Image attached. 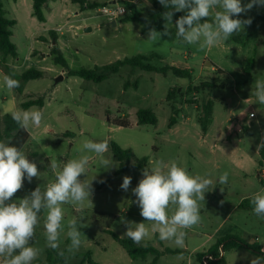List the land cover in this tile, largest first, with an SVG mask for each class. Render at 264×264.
<instances>
[{"label": "rangeland", "instance_id": "obj_1", "mask_svg": "<svg viewBox=\"0 0 264 264\" xmlns=\"http://www.w3.org/2000/svg\"><path fill=\"white\" fill-rule=\"evenodd\" d=\"M2 1L6 17L17 22L12 41L18 47V57H10L8 63L21 73L29 69L44 72L41 79L30 81L20 95L5 86L0 67V117L25 110L21 105L26 101H44L43 107L29 108L42 111L43 119L39 127L27 129L30 140L22 149L36 163L40 176L31 183L25 179L12 200L18 201L36 187L43 189L54 181L59 169H51L50 161L57 160L62 167L63 162L82 154L91 157L87 179L94 177L93 207L77 209L70 204L62 205L60 248L65 250L70 264L84 260L88 264L89 258L98 264H151L153 260L152 256L132 260L109 234L111 231L127 238L122 237L127 230L126 224L120 222L122 218L145 222L151 228L140 215L132 192L143 178L142 170L132 168L116 176L120 162L114 156L112 143L131 149L138 159L147 158L148 166L150 161L167 164L174 160L191 175L207 174L213 181L205 201L200 202L201 222L185 230L183 247L160 240L158 233L140 242L162 251L166 248L183 251L179 255L165 254L161 264H199L198 253L229 236L264 247V218L254 213L251 203L252 197L264 189V165L259 167V146L264 142V104L253 94L254 81L264 80V22L259 21L264 18V7H253L247 14L234 17L252 18V23L228 41L200 51L198 45L178 41L175 27L169 29L170 37L150 42L146 40L148 31L143 32L137 22L125 23L120 18L112 26L100 13L101 7L81 11L71 0L50 1V9L45 10L46 22L42 23L33 17V0ZM90 1L107 6L123 5L122 0ZM137 1L145 17L157 12L158 0ZM248 2L242 0V4ZM177 19L173 16V25ZM87 27L92 30L80 32ZM50 31L57 36V42ZM163 31L164 27L158 32ZM54 47L61 50L72 71L92 70L126 58L154 56L151 61L154 67L188 69L192 79L178 78L172 72L164 75L126 66L118 74L95 83L70 76L64 67L57 65L51 55ZM208 105L212 112L204 129L202 120ZM140 109L152 110L157 125H139ZM118 119H126L130 126L118 127L115 124ZM86 140H106L109 149L104 156L113 160L114 167L100 168V157L83 152ZM224 172H228L227 183L219 184V176ZM124 176L132 178L128 191L120 187ZM80 179L86 177L82 175ZM44 217L45 213L41 212L33 240V246L41 249L36 260L41 261L52 250L46 246ZM73 217L83 218L81 223L85 227L79 230L85 236L81 247L68 253L67 222ZM251 253L239 248L227 250L224 255L227 264H250L251 259L259 257Z\"/></svg>", "mask_w": 264, "mask_h": 264}, {"label": "clouds", "instance_id": "obj_2", "mask_svg": "<svg viewBox=\"0 0 264 264\" xmlns=\"http://www.w3.org/2000/svg\"><path fill=\"white\" fill-rule=\"evenodd\" d=\"M166 9L162 16L165 21L164 31L158 32L149 28L146 40L158 42L163 36H171L170 28L175 27V38L189 45H198L200 51L210 49L221 42H226L238 35L244 26H250L252 18L240 19L241 14H247L253 7H264V0H158ZM185 12L173 25V16L177 12ZM203 20V22H202ZM5 86L11 90L20 87V81L11 75H4ZM254 95L260 104H264V80L254 81ZM254 115V113H253ZM12 119L24 130L39 127L43 113L37 109L20 110L12 113ZM109 145L106 140H86L82 151L100 157V168L111 169L113 160L104 154ZM91 157L82 154L78 158L63 162L62 167L57 160L50 161V168L55 172L53 182L40 186L29 195L18 201L12 197L23 187L24 180L31 183L39 178L40 172L36 163L30 161L27 155L18 147L0 141V257L3 264H33L41 252L33 246L36 227L41 212L44 217V236L46 246L56 250L61 257L65 250L60 248V232L63 230L64 210L62 205L70 204L77 209L86 205L93 207L94 189L92 181L87 179ZM84 175L86 179L81 180ZM142 179L132 189L136 197L134 201L140 208V215L149 222L135 223L123 218L127 230L122 237H127L133 243L139 244L151 234L158 233L160 240L171 241L177 247H183L186 229L201 222L200 202L205 201V194L212 188L213 181L205 175H191L186 167L176 161L165 164L163 161L149 162L142 170ZM132 178L123 177L121 189L128 191ZM228 172L219 176L218 183L225 184ZM99 182H103L102 180ZM222 191V190H221ZM254 213L264 218V189L256 193L252 199ZM83 218L73 217L67 222V237L70 243L66 251L74 253L82 245L79 229L85 227ZM250 264H264V257L251 259Z\"/></svg>", "mask_w": 264, "mask_h": 264}, {"label": "trees", "instance_id": "obj_3", "mask_svg": "<svg viewBox=\"0 0 264 264\" xmlns=\"http://www.w3.org/2000/svg\"><path fill=\"white\" fill-rule=\"evenodd\" d=\"M50 1H59V0H33V17L37 18L40 22H46L45 10L49 9ZM73 3L78 4L81 8V11L85 10H93L99 7H103L106 5H101L97 2H92L90 0H71ZM123 6L126 7L127 13L124 17H122V22H137L142 25L143 32H147L149 28H155L156 31H160L164 27V19L162 14L165 11L171 10L166 9L162 5L157 7V12L150 17H145L138 6L127 0H122ZM174 16L176 18L180 17L179 12L175 13ZM259 21L264 22V18H260ZM17 25L16 20L8 19L6 17V10L4 8L3 1L0 0V67L4 73V75H11L14 79L20 81V87L15 88L14 90L18 94H23L26 88V85L32 81L41 79L44 76V72L37 69H29L25 72H19L15 67L11 66L8 61L9 58H17L18 57V47L12 41L13 36V28ZM50 34L53 36L54 42H57V36L53 31H50ZM51 55L54 56V62L57 65H61L66 69L70 76H77L83 78L88 81H93L95 83H101L105 81L109 76L118 74L122 68L129 66L132 69H140L146 72L157 71L161 74L167 75L168 72H172L174 76L183 79H192V73L188 69H181L175 66H166L163 68H156L151 65V61L154 59V56L144 57L137 56L132 58H126L124 60H118L115 63L105 65L102 67H96L92 70H80V71H72L69 70L67 61L63 56L61 50L57 47H54ZM251 67V66H250ZM219 73L222 74V70H218ZM172 92L170 93V96ZM44 106V101L42 99L38 100H29L22 103V108L27 110L32 106ZM211 107L208 105L205 107V116L203 118L202 127L205 129L207 125V120L211 116ZM138 124L139 125H152L155 126L158 123V119L155 113L150 109H140L137 112ZM118 127H128L130 126L129 121L126 119H118L115 123ZM30 140V132L28 130L21 129L17 123L12 119V114H6L0 117V141L5 143H9L18 147L19 149H23L24 146ZM112 151L114 153L115 158L120 162L119 169L116 171L115 175H120L122 173L127 172L132 168H136L138 170H143L144 167L148 166V159L142 158L138 159L134 152L131 149H123L117 143H112ZM260 162L259 167L262 168L264 165V142L262 143L260 150ZM132 161H135L132 163ZM107 183V182H105ZM109 234L113 237L115 241H117L128 253L129 257L132 260H146L149 256L153 257L151 264H158L161 257L165 254L171 255H179L182 254L181 250H173L170 248H166L165 251L159 250L151 244H143V243H133L132 240L128 238H120L117 234L109 231ZM239 248H245L246 250L251 251L256 256L264 257V252L262 248L258 245H250L238 237L229 236L223 239L218 240L214 243L209 249L202 253L197 254V259L199 264H227L225 253L227 250H235ZM89 258V254L87 255ZM34 264H70L65 257L59 256L56 250L48 251L47 258L45 261L36 260ZM75 264H85V260L80 263ZM88 264H98L95 263L89 258Z\"/></svg>", "mask_w": 264, "mask_h": 264}, {"label": "built area", "instance_id": "obj_4", "mask_svg": "<svg viewBox=\"0 0 264 264\" xmlns=\"http://www.w3.org/2000/svg\"><path fill=\"white\" fill-rule=\"evenodd\" d=\"M102 16L108 18L110 21H116L124 17L127 13V9L123 5H110L103 6L99 9ZM253 115V114H252Z\"/></svg>", "mask_w": 264, "mask_h": 264}, {"label": "crops", "instance_id": "obj_5", "mask_svg": "<svg viewBox=\"0 0 264 264\" xmlns=\"http://www.w3.org/2000/svg\"><path fill=\"white\" fill-rule=\"evenodd\" d=\"M18 0H15V2H17ZM116 0H113L112 1V3H114ZM127 1H131V2H133V3H135L136 5H137V3H138V1L137 0H127ZM161 6V4L159 3L158 5H157V3L155 4V9L157 8V7H160ZM49 9H50V6H49ZM6 13H7V11H6ZM261 145L262 144H260V146L259 147H261ZM262 251L264 252V247L262 248ZM252 254V253H251ZM158 264H161V261H159L158 262Z\"/></svg>", "mask_w": 264, "mask_h": 264}, {"label": "water", "instance_id": "obj_6", "mask_svg": "<svg viewBox=\"0 0 264 264\" xmlns=\"http://www.w3.org/2000/svg\"><path fill=\"white\" fill-rule=\"evenodd\" d=\"M114 3H116V2H114ZM111 25L112 26H116L117 25V23H116V21H111ZM92 30V28L91 27H87V28H85L84 30H80V32H88V31H91ZM62 79V78H61ZM60 79H58L57 81H59ZM224 253H222V255H223Z\"/></svg>", "mask_w": 264, "mask_h": 264}]
</instances>
